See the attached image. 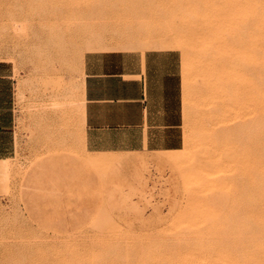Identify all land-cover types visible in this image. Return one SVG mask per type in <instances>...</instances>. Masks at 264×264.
Returning <instances> with one entry per match:
<instances>
[{
    "label": "rangeland",
    "instance_id": "obj_1",
    "mask_svg": "<svg viewBox=\"0 0 264 264\" xmlns=\"http://www.w3.org/2000/svg\"><path fill=\"white\" fill-rule=\"evenodd\" d=\"M258 1L0 0L16 139L0 171V264L264 260ZM150 48L179 53L178 149L88 150L84 54Z\"/></svg>",
    "mask_w": 264,
    "mask_h": 264
},
{
    "label": "crops",
    "instance_id": "obj_2",
    "mask_svg": "<svg viewBox=\"0 0 264 264\" xmlns=\"http://www.w3.org/2000/svg\"><path fill=\"white\" fill-rule=\"evenodd\" d=\"M83 136L90 151H172L180 145V57L174 49L87 51ZM12 74L0 64V171L15 152Z\"/></svg>",
    "mask_w": 264,
    "mask_h": 264
},
{
    "label": "bare ground",
    "instance_id": "obj_3",
    "mask_svg": "<svg viewBox=\"0 0 264 264\" xmlns=\"http://www.w3.org/2000/svg\"><path fill=\"white\" fill-rule=\"evenodd\" d=\"M257 2H259V1L257 0ZM261 2H264V0H261ZM254 4H258V3L254 2ZM260 5L264 6V4H261V3H260ZM257 6H258V9H257V8H256V9H257L258 11L261 10V8L259 9V4H258ZM262 6H261V7H262ZM255 7H256V6H255ZM257 10H255V11H257ZM257 14L262 15V14H264V13L261 14V13L256 12V16L258 17ZM259 18L262 19V20H264V18L258 17V20H255V22H256V21L258 22V23H256V24H259L258 26L260 27L261 25H264V21H260V23H261V25H260V23H259ZM252 25H253V24H252ZM261 28H262V31H264V26H262ZM257 30H258V29H257ZM260 33H261V32H260ZM260 33H259V34H260ZM262 35H264V34H262ZM262 35H261V36H260V35L258 36V37H260V38H258V40L261 39V37H264V36H262ZM258 40H257V43H258ZM260 42H261V43H264V41L259 40V43H258L259 45H260ZM261 45H264V44H261ZM256 46H257V45H256ZM259 47H260V46H259ZM255 69H256V68H255ZM41 75H42V74H41ZM40 77H44V76H39V78H40ZM34 78H35V77H34ZM41 79H42V78H41ZM41 79H40V80H41ZM43 79H44V78H43ZM43 79H42V80H43ZM44 80H45V79H44ZM44 80H43V81H44ZM257 82H258V81H257ZM32 83H33V82H32ZM258 85H259V84H258ZM25 86H26V85H25ZM40 86H41V85H40ZM40 86H39V81H37L36 83L33 84L32 87H34L35 89H38V87H40ZM44 86H45V85H44ZM42 87H43V86H42ZM42 87H40L39 89H41ZM21 88H22V87H21ZM21 88H20V89H21ZM23 89H24V88H23ZM42 89H44V87H43ZM67 89H68V88H67ZM61 90L63 91V88H62ZM255 90H256V88H255ZM19 91H20V90H19ZM42 91H43V90H41V92H42ZM44 91H45V89H44ZM44 91H43V92H44ZM62 91H61V92H62ZM39 92H40V90H39ZM256 92H258V90H257ZM44 93H45V92H44ZM62 93H63V92H62ZM62 93H61V94H62ZM256 94H257V93H256ZM259 94H260V93H259ZM42 95H43V94H42ZM62 96H63L64 100H62V102H60V107L62 106V108H63V107H65V106L67 105V101H68V100H67V96L65 97V92L62 94ZM261 97H262V95H261ZM256 98H257V96H256ZM61 99H62V98H61ZM61 103H62V105H61ZM60 107H59V108H60ZM66 111H67V110H65V112H66ZM65 112H64V113H65ZM62 113H63V111H62ZM66 113H67V112H66ZM66 113H65V114H66ZM61 116H63V118H64V115H63V114H62ZM65 116H66V115H65ZM63 118H61V119H63ZM66 119H67V118H66ZM66 119H65V120H66ZM63 120H64V119H63ZM63 120H62V121H63ZM65 120H64V122H65ZM64 122H63L62 124H64V126H65V123H66V122H65V123H64ZM64 128H65V127H64ZM60 130H61V129H60ZM62 131H63V128H62ZM62 135H63V134H62ZM262 149H264V148H262ZM223 244H224V243H223ZM253 244H254V243H253ZM255 244H257V243H255ZM260 244H261V243H260ZM228 245H229V244H228ZM232 245H234V244H232ZM262 245H264V244H262ZM226 246H227V245H226ZM229 247H230V246H229ZM255 248H256V246H255ZM261 248H262V247H261ZM226 249H228V248H226ZM251 250H252V248L250 249V251H251ZM254 250H255V249H254ZM254 250H253V251H254ZM259 250H260V249H259ZM224 251H225V250H224ZM233 251H234V250H233ZM243 251H244V250H243ZM246 251H247V250H246ZM253 251H252V252H253ZM256 251H257V250H256ZM226 252H227V251H226ZM257 252H258V251H257ZM249 253H250V252H249ZM228 254H230V253H227L226 256H228ZM235 254H236V253H235ZM257 254L259 255V253H257ZM222 255L224 256V253H223ZM231 255H232V256L229 255V257H233V254H231ZM253 255H254V254H253ZM223 256H222V257H223ZM262 256H264V255H262ZM256 257H259V256H256ZM240 258H241V257H240ZM257 259H258V258H257ZM226 260H227V259H226ZM233 260H235V259H233ZM233 260H231V261H233ZM229 261H230V260H229ZM259 261H260V260H259ZM262 261H264V260H261V262H262ZM244 262H245V261H244ZM255 262H256V261H255ZM261 262H260V263H261ZM260 263H259V264H260ZM231 264H232V263H231ZM257 264H258V263H257Z\"/></svg>",
    "mask_w": 264,
    "mask_h": 264
}]
</instances>
